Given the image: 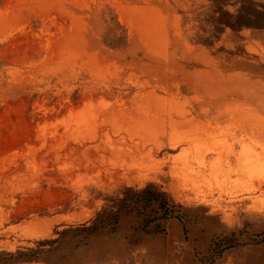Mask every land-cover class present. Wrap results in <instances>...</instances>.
I'll use <instances>...</instances> for the list:
<instances>
[{
  "label": "rangeland",
  "instance_id": "rangeland-1",
  "mask_svg": "<svg viewBox=\"0 0 264 264\" xmlns=\"http://www.w3.org/2000/svg\"><path fill=\"white\" fill-rule=\"evenodd\" d=\"M262 237L264 0H0V264H264Z\"/></svg>",
  "mask_w": 264,
  "mask_h": 264
},
{
  "label": "trees",
  "instance_id": "trees-1",
  "mask_svg": "<svg viewBox=\"0 0 264 264\" xmlns=\"http://www.w3.org/2000/svg\"><path fill=\"white\" fill-rule=\"evenodd\" d=\"M254 12V13H258V10H254L249 8V9H245L244 11L248 12L250 11ZM134 200L136 202L142 203L143 205H149V204H155L158 211L162 214V216H166V218H169L170 216H172L173 214H175V217L177 218L178 221L181 222V218L179 217V210H175L174 207H171L173 209V211H169L168 210V202L161 197H158L156 194L154 193H150L148 189H145L143 191H141L138 196L136 198H134ZM180 208V207H179ZM167 210L169 213H167ZM169 216V217H168ZM184 232H186L185 228H184ZM261 240H264V237L261 238ZM229 242L230 239H223L220 240L219 245L217 244H212L214 245V247L218 248V250H224L229 246ZM213 251V249H212ZM6 259H4L5 261H3V264H18V263H24V262H31L30 259L25 260L24 259V253L23 252H19L17 253L15 256L11 255V254H6Z\"/></svg>",
  "mask_w": 264,
  "mask_h": 264
}]
</instances>
